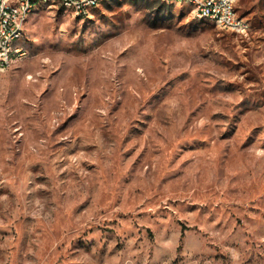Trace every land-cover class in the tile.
<instances>
[{
    "label": "rangeland",
    "instance_id": "obj_1",
    "mask_svg": "<svg viewBox=\"0 0 264 264\" xmlns=\"http://www.w3.org/2000/svg\"><path fill=\"white\" fill-rule=\"evenodd\" d=\"M237 11L33 14L0 66V264H264V0Z\"/></svg>",
    "mask_w": 264,
    "mask_h": 264
},
{
    "label": "built area",
    "instance_id": "obj_2",
    "mask_svg": "<svg viewBox=\"0 0 264 264\" xmlns=\"http://www.w3.org/2000/svg\"><path fill=\"white\" fill-rule=\"evenodd\" d=\"M108 0H0V66L7 67L28 55L22 46L27 22L44 6H62L78 16H89ZM191 8L194 17L217 26L245 32L248 28L237 11L238 0H160Z\"/></svg>",
    "mask_w": 264,
    "mask_h": 264
},
{
    "label": "trees",
    "instance_id": "obj_3",
    "mask_svg": "<svg viewBox=\"0 0 264 264\" xmlns=\"http://www.w3.org/2000/svg\"><path fill=\"white\" fill-rule=\"evenodd\" d=\"M165 5V3H163Z\"/></svg>",
    "mask_w": 264,
    "mask_h": 264
}]
</instances>
